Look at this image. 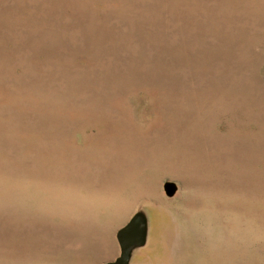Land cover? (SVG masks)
Wrapping results in <instances>:
<instances>
[{"label": "rangeland", "instance_id": "obj_1", "mask_svg": "<svg viewBox=\"0 0 264 264\" xmlns=\"http://www.w3.org/2000/svg\"><path fill=\"white\" fill-rule=\"evenodd\" d=\"M0 264H264V0H0Z\"/></svg>", "mask_w": 264, "mask_h": 264}, {"label": "bare ground", "instance_id": "obj_2", "mask_svg": "<svg viewBox=\"0 0 264 264\" xmlns=\"http://www.w3.org/2000/svg\"><path fill=\"white\" fill-rule=\"evenodd\" d=\"M156 225L159 227V225H158V224H156ZM157 226H155V223L153 222V223H152V226H151V228H152V229H153V228H154V229H156V228H157Z\"/></svg>", "mask_w": 264, "mask_h": 264}]
</instances>
